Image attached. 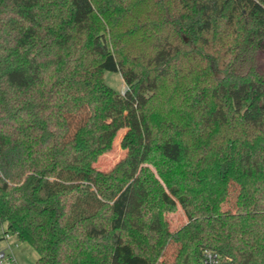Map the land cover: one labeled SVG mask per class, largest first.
Returning <instances> with one entry per match:
<instances>
[{"label":"trees","instance_id":"trees-1","mask_svg":"<svg viewBox=\"0 0 264 264\" xmlns=\"http://www.w3.org/2000/svg\"><path fill=\"white\" fill-rule=\"evenodd\" d=\"M263 54L264 0H0V220L36 264H264Z\"/></svg>","mask_w":264,"mask_h":264},{"label":"rangeland","instance_id":"rangeland-1","mask_svg":"<svg viewBox=\"0 0 264 264\" xmlns=\"http://www.w3.org/2000/svg\"><path fill=\"white\" fill-rule=\"evenodd\" d=\"M261 69L264 73V54L260 56ZM105 82L113 88L116 92L123 94L127 89L121 75L119 73L106 72ZM83 116L71 118L73 126L76 127L82 120ZM126 133V129H122L118 132L112 146V150L103 156H101L95 167L104 172L110 171L117 162H119L124 156L125 151L121 148V141ZM238 188L232 186L230 190L229 201L223 206L224 210L233 209L235 207V200L237 196ZM165 218L169 223L171 232H175L187 223V217L182 207L177 204L173 211L165 213ZM10 242L13 245L14 253L20 264H36L37 254L36 252L26 243H21L18 239L11 235ZM18 244L17 247L14 244ZM177 246L169 245L164 253V256L160 261H167L171 263L176 254Z\"/></svg>","mask_w":264,"mask_h":264},{"label":"built area","instance_id":"built-area-1","mask_svg":"<svg viewBox=\"0 0 264 264\" xmlns=\"http://www.w3.org/2000/svg\"><path fill=\"white\" fill-rule=\"evenodd\" d=\"M11 235L13 234L8 230L6 223L0 220V264H20L10 242ZM17 245L14 244L15 247ZM219 260V254L213 250L205 249L202 252L203 264H218Z\"/></svg>","mask_w":264,"mask_h":264}]
</instances>
